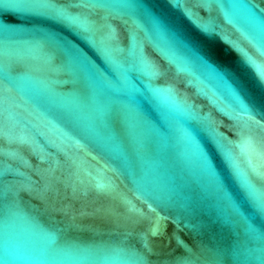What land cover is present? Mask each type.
Segmentation results:
<instances>
[{
    "label": "water",
    "instance_id": "obj_1",
    "mask_svg": "<svg viewBox=\"0 0 264 264\" xmlns=\"http://www.w3.org/2000/svg\"><path fill=\"white\" fill-rule=\"evenodd\" d=\"M7 2L15 7H0V81L7 75L11 90L0 113V264H264V240L237 246L242 229L224 223L220 211L234 226L244 221L213 200L204 155L223 174L214 143H239L247 105L264 106L249 65L264 67V0H73L103 5L89 19L106 25L97 40L117 59L108 70L79 39L61 33L91 64L49 30L59 27L40 22L60 0ZM109 34L116 46L103 40ZM52 54L63 59L49 63ZM79 94L121 109L133 145L127 163L82 149L70 127L41 117ZM143 184L174 197L157 208L166 219L156 234L142 218L157 219L138 198Z\"/></svg>",
    "mask_w": 264,
    "mask_h": 264
},
{
    "label": "snow or ice",
    "instance_id": "obj_2",
    "mask_svg": "<svg viewBox=\"0 0 264 264\" xmlns=\"http://www.w3.org/2000/svg\"><path fill=\"white\" fill-rule=\"evenodd\" d=\"M102 6L100 4L76 3L73 0H60L59 3L49 6L55 9L54 14L40 22L50 24L51 28L59 27L60 32L49 30L69 51L75 52L84 63L91 64L93 60L88 53L69 36L79 39L94 50V54L98 58L102 59L103 63L100 67L108 70V67L104 65L114 64L117 59L109 49L102 45L101 39L97 40V33H100L102 27H106V25L98 26L89 19L92 12ZM0 7L11 9L15 5L8 3L7 0H0ZM96 14L99 15L98 12ZM260 22L264 23V17L261 18ZM65 30L69 36L61 34ZM102 38L116 46L112 42L114 38L110 34L102 36ZM62 59V56L52 54L49 56V63L59 62ZM249 65L255 70L261 84L264 85V67ZM7 79L8 77L5 75L4 81H0V113H7L10 106L9 94L11 90L5 82ZM246 111L248 119L243 129L238 132L239 143L232 145L229 142L227 146H218L213 142L216 151L222 157L223 174L217 171V165L214 164L209 153L204 150L207 165L216 176L217 190L213 200L219 197L244 221L242 228L240 225L234 226L224 218L220 211L226 225L242 229L241 231H234L237 246L245 238L264 240V163H254V158L264 161V128L260 124V120L264 119V106L257 112L254 106L250 108L247 105ZM40 115L53 127L58 123H64L70 127L75 144L82 149L94 145L124 163H127L131 157L133 151L131 133L124 121L121 109L114 103L97 106L87 96L79 94L70 105L49 103L46 111ZM257 116L260 119H256ZM3 139H8L6 132L3 133ZM20 139L23 143H27L24 138L21 137ZM82 141L83 144H81ZM236 149L240 150L239 156ZM241 156L244 159H241ZM130 174L135 175L134 171L131 170ZM137 191L138 198L144 200L150 212L157 214L155 220L147 215L142 217L150 220V223L154 225L150 230L152 234H156L160 230V219H166V217H159L157 208L170 209L174 197L162 196L146 184H143ZM0 196L6 197L7 193L0 191ZM154 203L156 207H153ZM175 222L177 225L180 224L179 220ZM257 223H259V227H257ZM141 259L143 260L142 257Z\"/></svg>",
    "mask_w": 264,
    "mask_h": 264
}]
</instances>
